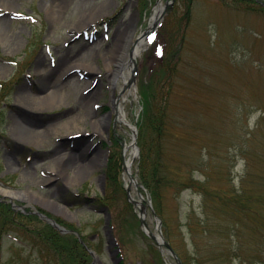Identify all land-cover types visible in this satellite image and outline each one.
<instances>
[{
	"label": "rangeland",
	"instance_id": "1",
	"mask_svg": "<svg viewBox=\"0 0 264 264\" xmlns=\"http://www.w3.org/2000/svg\"><path fill=\"white\" fill-rule=\"evenodd\" d=\"M166 1L152 40H144L135 58L131 85L121 76L112 83L116 64L108 61L118 43L126 34L129 46L144 37L154 8ZM224 1L192 0L188 10L187 0H0L1 201L14 202L15 211L49 224L54 219L65 233L75 230L96 256L94 264L117 260L107 242L102 212L107 205L99 201L105 191L133 199L153 232L159 217L164 240L188 264H224L220 260L225 258L239 264L230 256L237 241L233 225L242 226L239 239L247 253L264 246L263 227L258 231L246 214L231 219L219 210L212 232L196 231L199 254L190 238L189 222L204 218L203 198L184 184L192 178L206 181L212 190L239 189L246 170L261 173L264 163V15ZM129 55L125 75L131 73ZM145 84L165 89L170 105L159 154L161 171L170 179L160 186L158 199L166 230L152 211L156 203L138 166ZM126 94L123 106L136 127L137 150L131 145L133 131L115 116L116 101ZM240 100L258 109L244 115ZM102 116L104 124L97 125ZM249 151L254 156L247 167L244 154ZM123 159H130L138 185L123 169ZM112 160L121 163L124 191L110 185L105 168ZM256 188L264 192L263 182ZM261 192L256 193L264 197ZM110 207L105 209L107 233L119 246L123 264H177L166 247L160 249L144 235L139 208L133 205L135 222L119 197ZM256 207L264 217V204ZM21 247L10 235L0 238V264H41L35 251ZM92 259L91 254L89 264Z\"/></svg>",
	"mask_w": 264,
	"mask_h": 264
},
{
	"label": "trees",
	"instance_id": "2",
	"mask_svg": "<svg viewBox=\"0 0 264 264\" xmlns=\"http://www.w3.org/2000/svg\"><path fill=\"white\" fill-rule=\"evenodd\" d=\"M187 1L189 10V4L192 0ZM232 1L236 5H239V10L258 12V14L262 13L264 15V5L260 4L257 0ZM223 2L226 3L224 0ZM171 8L172 6H169L168 12L171 11ZM170 68L171 70L175 69L172 67ZM167 69L164 71L165 73ZM160 70L162 72L164 68H161ZM143 88V111L139 122V128L141 131V138L139 141L141 146V157L138 166L139 171H141V181L147 190H149L153 202L157 204L153 205V207L161 216L166 230L165 220L158 208V199L160 198V186L162 184H168L170 179L161 171L163 163L160 161L161 157L159 154L161 153L160 135L168 129L166 126L170 119L167 110L170 105L169 101L165 99V89L163 91H161V89L157 90V87L154 88L152 84L151 86L145 84ZM168 91L169 90H167V92ZM158 99L159 101L163 100L162 106L159 105ZM239 102H242L240 105L246 110L244 115H250L251 112L258 109L257 106L252 108L251 103H243L242 100ZM245 126H248V123H245ZM145 131H147L148 134L145 136L146 139L143 138ZM2 137L3 136L0 134V142ZM252 152L253 151H249L244 154L246 159L245 166L247 167H249L248 164H250V160L254 156V153ZM259 168L261 173L257 171L254 172L253 175L249 172L250 169L246 170L240 180L241 184L239 189H234L232 186L228 188L229 191L225 188H215L212 190V187L209 188L206 181H196L192 178L190 179L189 184H184L187 187L194 186V188L201 193L203 198L202 211L204 213V218L199 220V223L189 222L191 243L195 248L194 253H200V248L196 247V231L198 230L200 232V230H203L208 233L212 232L215 229L212 223L217 220L216 213H218V210L229 216L231 219H234V217L238 218L240 213L244 215L246 214L245 216L249 217L250 222L254 227L256 229L258 227V231H260L262 227L264 228L263 214L262 212H259L260 208L258 209V207H256V205L261 206L264 204L261 202L264 197L258 195L260 193H256L261 192L259 188H256V191L254 192V187L261 186L262 182L264 186V163L261 164ZM121 170L120 161L117 163L115 160H112V163L108 161L107 169L105 168V172L109 177L110 185H113L116 191H124L123 180L120 179ZM261 193L264 194V192ZM118 197L122 201L124 208L131 212V215L135 219L134 221L138 222L136 214L133 212V204L129 202L127 198H123L122 200L121 195H118ZM118 197L114 196L112 192L105 191V194L99 197V201L101 204L107 205L111 208V202L115 201ZM212 203L216 204L210 206ZM212 214H214V216H212ZM241 227L242 226L240 225V228ZM231 228L237 235V241L233 246L234 252L232 253V249L230 251V256L232 255L234 258L238 257L240 259L239 264H264V246L256 247L254 251L247 253L246 250H244V245H242V242L239 239L240 228H236V225H233ZM236 229H239V232ZM71 231L72 232L62 233L51 224L40 219L37 215L15 211L9 202L0 201V238L10 235L14 237V239H19L23 248L28 246L30 251L36 252L41 264H89L91 254L87 250L86 245L76 235L77 232L75 230ZM172 247L181 258L183 264H188L185 261L183 253L174 246ZM20 258V256H17L16 260L18 263ZM233 260V258H225L220 260V262H224V264H234ZM118 264H123V261H119Z\"/></svg>",
	"mask_w": 264,
	"mask_h": 264
},
{
	"label": "bare ground",
	"instance_id": "3",
	"mask_svg": "<svg viewBox=\"0 0 264 264\" xmlns=\"http://www.w3.org/2000/svg\"><path fill=\"white\" fill-rule=\"evenodd\" d=\"M160 10H161V4H158V6H156L154 8V14H153V16L151 18L149 26L152 25V23L154 21V18L158 15V13H160ZM144 40H146V39H144V37L140 36L134 41L132 46H129V35L126 34L125 39L118 43L114 56L112 58H110V60L108 59L109 60L108 62L116 64V67L112 70V76H111L112 83H116L117 79L120 78V76L123 78L125 84L128 82L129 75H125L123 73V71H122V69L124 67L123 65L125 63V56H126V54L128 52L130 54V59H131V57H134L135 54L139 50H141V47L144 44ZM130 91H131V89H130ZM126 98H127V94L123 95L122 99L119 98L116 101L117 102V106L115 108V111H116V118H117L118 121H125L126 114H125V111H124L123 101ZM81 99H83V98H81ZM105 119H106V116H102L101 118H99L96 121V124L97 125L98 124L99 125L104 124ZM67 160H68V163L72 161V159H69V158ZM71 163H74V161L71 162ZM130 166H131L130 165V159H128V160H126V169L129 172H131L130 171Z\"/></svg>",
	"mask_w": 264,
	"mask_h": 264
},
{
	"label": "water",
	"instance_id": "4",
	"mask_svg": "<svg viewBox=\"0 0 264 264\" xmlns=\"http://www.w3.org/2000/svg\"><path fill=\"white\" fill-rule=\"evenodd\" d=\"M167 4H168V2H166V3L164 4V6L161 7L160 13H158V15L154 18V21H153V23H152V28H151L152 30H155V29L157 28V26L159 25V23H160V21H161V19H162V17H163V14H164V12H165V9H166ZM263 4H264V3H263ZM146 33H147V32H146ZM131 60H132V62H133V74H134V73L136 72V62H135V58L132 57ZM132 80H133V78H132ZM131 129H132V131H133L134 139H135L136 129H135L134 126L131 127ZM133 144H135V140H133ZM129 177H130V179H131L135 184H137L135 178H133L131 175H129ZM131 200L135 203V201H134L133 199H131ZM140 211L142 212V209H140ZM41 215H42V216H45V215H43V214H41ZM140 221H141V223H142V225H143V230H144V232H145L146 234H148V235H149V236L155 241V243H156L158 246H160V247H163V246L166 247V248L169 250V252L173 255V257L176 259L177 264H181L180 259L178 258V256H177L176 253L174 252V250L171 248V246L169 245V243L166 242V241L164 240L163 235H162L160 232L158 233V235H156V234L153 233L151 230H149V229L147 228V225H146V222H145L143 216H140ZM50 222L52 223V225H54L55 227H57V228L60 229L61 231H66L65 228H63V227H62L59 223H57L55 220L50 219ZM106 223H107V221H106ZM157 230H159V226L157 227ZM93 255H94V253H93ZM94 259H95V260L93 261V263L97 260L95 255H94Z\"/></svg>",
	"mask_w": 264,
	"mask_h": 264
}]
</instances>
